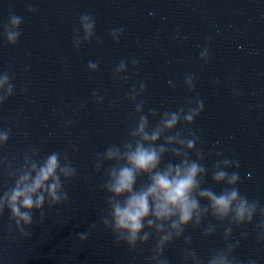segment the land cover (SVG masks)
Here are the masks:
<instances>
[{
  "label": "water",
  "instance_id": "obj_1",
  "mask_svg": "<svg viewBox=\"0 0 264 264\" xmlns=\"http://www.w3.org/2000/svg\"><path fill=\"white\" fill-rule=\"evenodd\" d=\"M29 6L37 11L28 12ZM10 12L22 17V35L14 47L3 38ZM85 13L95 18V35L76 50L74 28ZM121 27L124 32L116 43L109 32ZM209 37L210 59L204 64L199 55ZM133 59L139 61L135 68ZM121 60L127 62V71L114 79ZM90 61L99 64L98 71L88 70ZM9 69L14 94L0 106V129H11V136L0 149V159L16 167L32 148L41 160L60 152L77 174L64 182L67 203L51 209L45 205L43 225L38 223L39 213L33 212L29 239L8 232L10 214L5 210L0 217V264H148L155 234L130 252L100 223L107 208V194L100 185L110 165L105 163L100 172L94 169L99 153L127 139L137 117L134 104L125 97L140 83L147 91L136 103L144 102L145 114L150 109L175 111L190 99L203 100L204 111L190 127L200 138L196 147L202 149V163L209 170L202 187L219 193L225 185L213 183L214 163L236 160L240 194L264 207V0H0V73ZM186 74L195 76L192 92L184 86ZM23 86L27 91L21 95ZM94 91L103 103L93 102ZM158 120L159 115L149 117L152 126ZM68 121L73 123L66 126ZM189 155L196 158L194 152ZM168 162L179 161L166 155L161 166ZM146 179L141 178L137 187ZM12 183L0 168V192ZM258 222L257 214L251 225L233 227L230 242H239L233 253L239 264H264V243L256 240ZM209 223L217 225V231L205 238L203 229ZM93 224L88 241L80 244L76 234ZM226 224L209 215L199 229L185 230L192 250L205 264L225 246ZM245 231L248 236L242 238ZM184 247L181 237L165 248L169 264H183Z\"/></svg>",
  "mask_w": 264,
  "mask_h": 264
},
{
  "label": "clouds",
  "instance_id": "obj_2",
  "mask_svg": "<svg viewBox=\"0 0 264 264\" xmlns=\"http://www.w3.org/2000/svg\"><path fill=\"white\" fill-rule=\"evenodd\" d=\"M27 11L34 13L37 9L29 6ZM21 24L22 17L10 12L7 23L3 25V38L7 46L17 45L22 35ZM95 24V18L90 14L80 16L79 26L74 28V49L79 50L82 44L92 41ZM123 32L124 28L121 27L110 30L109 35L114 42L119 43ZM177 38H180L179 33ZM210 39L211 37L199 55L204 64L210 59ZM97 42L102 43L99 39ZM138 63L136 59L131 61L133 68ZM87 67L90 72H96L99 64L90 61ZM9 71L10 69L0 73V106L14 94ZM126 71L127 62L121 60L114 69V79L121 77ZM194 81L193 74L185 75L183 83L189 92L194 91ZM122 82L126 83L127 78ZM26 91V86H23L20 94L23 95ZM146 91L145 83H140L138 87L132 86L125 98L134 104L137 119L130 127L127 139L119 145H109L96 157V172H100L105 163L110 165L104 169V180L100 185L101 190L107 194V208L100 223L105 230L111 232L117 245H126L130 252L147 244L155 234L157 239L148 257V264H169L164 250L181 237L185 244L182 250L183 264H205L192 250L191 236H185V230L189 226L194 230L199 229L210 215L218 224L223 225L225 221L227 224L223 231L225 246L214 251L206 264H239L233 255L239 242H230L233 227L251 225L258 214L256 240L257 243H264V207H261L259 201L249 200L247 196L240 194V165L236 160L225 158L214 163L211 170L212 181L216 185H225L219 193L212 188L202 187L209 170L202 163V149L196 147L200 138L190 127L204 111L203 100L190 99L186 106L175 111L158 113L156 109H150L145 114L144 102L136 101ZM92 99L94 103H103V98L95 91ZM158 115L157 123L150 125L149 117L156 118ZM72 123L73 121H68L66 126ZM180 125L183 126L182 130L177 131ZM10 136L11 129H0V149L7 145ZM193 152L195 159L189 155ZM166 155L175 157L179 162H168L162 167ZM0 168H5L13 180L10 187L0 192V217L7 210L10 214L8 232L11 234L15 231L19 238L25 240L31 236L29 229L34 223L33 212L39 213L38 223L43 225L46 218L45 205L51 209L67 203L69 197L64 182L74 179L77 174L67 155L62 157L60 152H52L41 160L39 151L35 148L26 152L23 162L16 167L7 159H0ZM229 169L237 171L230 172ZM143 177L147 178L146 181L137 187L138 181ZM201 201L207 203L202 205ZM95 227L93 224L88 231L76 234V240L80 244L88 241ZM216 231L217 225L209 223L204 227L202 235L207 238ZM247 236V231L242 233V238ZM248 264L256 262L249 260Z\"/></svg>",
  "mask_w": 264,
  "mask_h": 264
}]
</instances>
